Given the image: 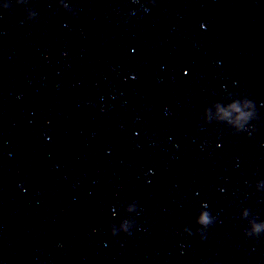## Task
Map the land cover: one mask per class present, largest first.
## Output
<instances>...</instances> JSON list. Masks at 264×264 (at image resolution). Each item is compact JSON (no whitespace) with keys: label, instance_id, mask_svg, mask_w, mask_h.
Returning a JSON list of instances; mask_svg holds the SVG:
<instances>
[{"label":"water","instance_id":"water-1","mask_svg":"<svg viewBox=\"0 0 264 264\" xmlns=\"http://www.w3.org/2000/svg\"><path fill=\"white\" fill-rule=\"evenodd\" d=\"M155 4L90 0L56 54L0 167V264H264L239 219L264 220V0ZM225 89L254 98V138L196 128Z\"/></svg>","mask_w":264,"mask_h":264},{"label":"clouds","instance_id":"clouds-1","mask_svg":"<svg viewBox=\"0 0 264 264\" xmlns=\"http://www.w3.org/2000/svg\"><path fill=\"white\" fill-rule=\"evenodd\" d=\"M16 3L17 6H23L22 4H19L17 0ZM132 3H139V0H132ZM148 4L151 7L156 6L155 0H148ZM11 7L12 5L9 3V6L4 8V10H9ZM142 7L145 13L149 11L148 7H144L143 5ZM59 8L63 9L70 18H74L78 14L77 9L69 3H66L65 0H59ZM25 12L26 17L24 21H21V24L38 21V13L32 8L25 7ZM226 101L229 102L227 108L224 107V102ZM213 107H215L219 113L218 117L215 119L212 116ZM245 108L249 110L244 111ZM233 114H235V116H233ZM212 124L221 127L222 131L227 129V135L240 136L246 134V138H254L260 127V117L258 115L254 98L251 97L250 93L238 94L235 92H228L225 89V95L222 97L221 101L214 102L210 106L204 108L203 116L201 117V120L197 122L196 128L200 130L204 126ZM262 192H264V180L258 181L255 185V193L259 194ZM138 208V201L132 200L131 202H126L122 206L125 218L119 221V227H117V223L109 221L108 228L113 237L120 233H123L125 236L133 235V230L137 227L135 217L140 215V211H142V209L138 211ZM239 219L247 221V227L243 230V234L246 238L252 239L256 242L264 239V220H258L253 217L248 208H243L241 210ZM218 221L219 215L213 216L209 205L204 204L199 210L195 220L197 225L196 234L202 242L208 238L209 229L214 228ZM183 232L188 236L193 235V232L189 227H185Z\"/></svg>","mask_w":264,"mask_h":264}]
</instances>
